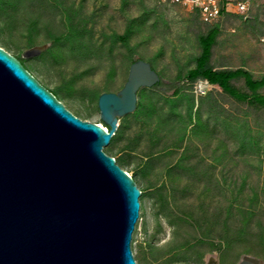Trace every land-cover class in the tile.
Returning <instances> with one entry per match:
<instances>
[{
  "label": "rangeland",
  "instance_id": "obj_1",
  "mask_svg": "<svg viewBox=\"0 0 264 264\" xmlns=\"http://www.w3.org/2000/svg\"><path fill=\"white\" fill-rule=\"evenodd\" d=\"M214 31V71L264 78V0L216 24L159 0H0V47L83 120L105 126L99 97L134 61L160 74L104 147L142 192L137 264H264V109L189 79ZM231 85L251 94L243 77Z\"/></svg>",
  "mask_w": 264,
  "mask_h": 264
},
{
  "label": "water",
  "instance_id": "obj_2",
  "mask_svg": "<svg viewBox=\"0 0 264 264\" xmlns=\"http://www.w3.org/2000/svg\"><path fill=\"white\" fill-rule=\"evenodd\" d=\"M161 82L151 63L133 62L123 89L99 97L102 126L0 47V264H137L142 192L104 147L137 111L140 90Z\"/></svg>",
  "mask_w": 264,
  "mask_h": 264
},
{
  "label": "trees",
  "instance_id": "obj_3",
  "mask_svg": "<svg viewBox=\"0 0 264 264\" xmlns=\"http://www.w3.org/2000/svg\"><path fill=\"white\" fill-rule=\"evenodd\" d=\"M216 33L217 32L214 31L208 38L203 39L202 56L198 61L196 69L192 70L189 73V79L194 81L198 78H202L209 84L217 85L233 98L239 101L249 102L251 104L258 105L264 109V95L258 93V89L264 86V78L260 81L254 80L249 73L244 72L243 70L226 73L217 72L214 71V69L209 65V59L212 52V46L214 45ZM239 77H243L245 79L246 85L251 91V94L241 93L231 85V81ZM161 85L162 82L156 87H159Z\"/></svg>",
  "mask_w": 264,
  "mask_h": 264
},
{
  "label": "built area",
  "instance_id": "obj_4",
  "mask_svg": "<svg viewBox=\"0 0 264 264\" xmlns=\"http://www.w3.org/2000/svg\"><path fill=\"white\" fill-rule=\"evenodd\" d=\"M168 7L195 12L205 24H216L228 16H246L252 0H159Z\"/></svg>",
  "mask_w": 264,
  "mask_h": 264
},
{
  "label": "bare ground",
  "instance_id": "obj_5",
  "mask_svg": "<svg viewBox=\"0 0 264 264\" xmlns=\"http://www.w3.org/2000/svg\"><path fill=\"white\" fill-rule=\"evenodd\" d=\"M31 58V57H29ZM244 262V264H261L259 261H254L253 259L244 258L241 263Z\"/></svg>",
  "mask_w": 264,
  "mask_h": 264
}]
</instances>
